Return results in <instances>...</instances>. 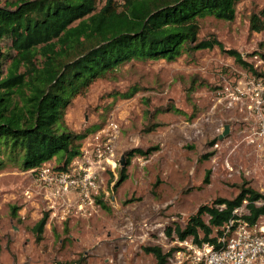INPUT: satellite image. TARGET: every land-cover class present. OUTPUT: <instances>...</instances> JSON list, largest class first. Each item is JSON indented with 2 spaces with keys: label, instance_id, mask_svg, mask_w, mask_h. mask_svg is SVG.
I'll list each match as a JSON object with an SVG mask.
<instances>
[{
  "label": "rangeland",
  "instance_id": "374dc122",
  "mask_svg": "<svg viewBox=\"0 0 264 264\" xmlns=\"http://www.w3.org/2000/svg\"><path fill=\"white\" fill-rule=\"evenodd\" d=\"M105 1L97 0L98 8ZM253 14L264 23V0L240 1L233 20L201 18L199 39H219L256 73L215 46L173 60H131L73 99L65 114L70 130L89 136L113 118L121 132L118 155L130 150L127 179L114 186L119 165L99 196L110 210L97 204L61 219L60 211L51 213L60 205L51 208L33 174L6 161L0 168V264H156L146 246L169 252L166 264H196L192 238L179 240L166 229L185 227L201 204L234 198L242 185L264 194V96H257L264 86V28H251ZM45 212L37 240L33 226ZM263 224L264 215L254 226Z\"/></svg>",
  "mask_w": 264,
  "mask_h": 264
},
{
  "label": "trees",
  "instance_id": "16d2710c",
  "mask_svg": "<svg viewBox=\"0 0 264 264\" xmlns=\"http://www.w3.org/2000/svg\"><path fill=\"white\" fill-rule=\"evenodd\" d=\"M240 1L106 0L98 8L97 0H0V168L12 161L27 171L51 160L65 168L88 135L68 128V106L97 79L131 60H173L217 46L256 73L237 50L225 48L219 39H199V19L233 20ZM251 28H264L256 14L251 16ZM38 56L44 62L37 63ZM118 173L115 187L127 179V166ZM96 203L110 210L99 197ZM243 205V218L256 224L264 215V194L242 185L234 198L217 197L201 204L185 227H170L167 234L174 231L179 240L192 238L198 246L219 247L220 227ZM15 211L14 207V215ZM48 218L45 212L34 224L37 240L42 239ZM144 250L155 256L156 264H166L170 255L160 246Z\"/></svg>",
  "mask_w": 264,
  "mask_h": 264
},
{
  "label": "built area",
  "instance_id": "2783aa9c",
  "mask_svg": "<svg viewBox=\"0 0 264 264\" xmlns=\"http://www.w3.org/2000/svg\"><path fill=\"white\" fill-rule=\"evenodd\" d=\"M257 96H264V86ZM120 134L118 122L110 118L84 139L81 152L65 168L47 161L27 170L44 190V197L50 199L51 208L60 205L52 214L60 211V218L65 219L70 213L85 215L97 205L96 198L101 195L107 176L116 174L119 166ZM25 194L31 197L29 191ZM243 208L244 205L236 208V216L220 227L219 247L210 243L196 245V264H264V224H249L242 216Z\"/></svg>",
  "mask_w": 264,
  "mask_h": 264
},
{
  "label": "water",
  "instance_id": "95a60500",
  "mask_svg": "<svg viewBox=\"0 0 264 264\" xmlns=\"http://www.w3.org/2000/svg\"><path fill=\"white\" fill-rule=\"evenodd\" d=\"M227 133H228V126L226 125V126H225V130H224L223 134L221 135V137H222L223 135L227 134ZM135 149H137V148H135ZM135 149H133V150H135ZM139 149H140V148H139ZM129 152H130V150H129V151H125L123 154H121V156H119V165H120L121 167L126 166V155H127Z\"/></svg>",
  "mask_w": 264,
  "mask_h": 264
},
{
  "label": "crops",
  "instance_id": "0c3cea01",
  "mask_svg": "<svg viewBox=\"0 0 264 264\" xmlns=\"http://www.w3.org/2000/svg\"><path fill=\"white\" fill-rule=\"evenodd\" d=\"M52 161L55 162L54 160H51V162H52Z\"/></svg>",
  "mask_w": 264,
  "mask_h": 264
}]
</instances>
